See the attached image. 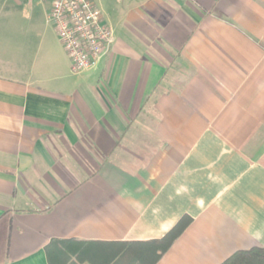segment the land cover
Listing matches in <instances>:
<instances>
[{
  "label": "crops",
  "instance_id": "0c3cea01",
  "mask_svg": "<svg viewBox=\"0 0 264 264\" xmlns=\"http://www.w3.org/2000/svg\"><path fill=\"white\" fill-rule=\"evenodd\" d=\"M75 73L40 0H0V264H222L264 248V0H94Z\"/></svg>",
  "mask_w": 264,
  "mask_h": 264
},
{
  "label": "built area",
  "instance_id": "2783aa9c",
  "mask_svg": "<svg viewBox=\"0 0 264 264\" xmlns=\"http://www.w3.org/2000/svg\"><path fill=\"white\" fill-rule=\"evenodd\" d=\"M47 19L75 73L98 67L113 44L111 29L102 21L94 0H40Z\"/></svg>",
  "mask_w": 264,
  "mask_h": 264
},
{
  "label": "trees",
  "instance_id": "16d2710c",
  "mask_svg": "<svg viewBox=\"0 0 264 264\" xmlns=\"http://www.w3.org/2000/svg\"><path fill=\"white\" fill-rule=\"evenodd\" d=\"M189 223L190 220L184 217L162 239L148 242L147 264H156L187 228ZM222 264H264V248L254 247L237 251Z\"/></svg>",
  "mask_w": 264,
  "mask_h": 264
}]
</instances>
